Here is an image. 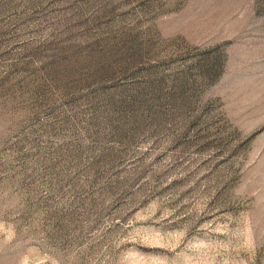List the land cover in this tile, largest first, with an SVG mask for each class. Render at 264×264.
<instances>
[{"label": "rangeland", "instance_id": "374dc122", "mask_svg": "<svg viewBox=\"0 0 264 264\" xmlns=\"http://www.w3.org/2000/svg\"><path fill=\"white\" fill-rule=\"evenodd\" d=\"M0 264H264V0H0Z\"/></svg>", "mask_w": 264, "mask_h": 264}]
</instances>
